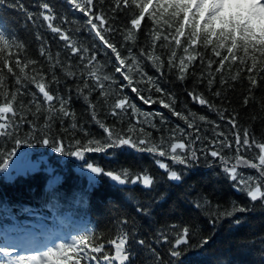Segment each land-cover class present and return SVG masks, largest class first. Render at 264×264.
Instances as JSON below:
<instances>
[{"label":"snow or ice","instance_id":"snow-or-ice-1","mask_svg":"<svg viewBox=\"0 0 264 264\" xmlns=\"http://www.w3.org/2000/svg\"><path fill=\"white\" fill-rule=\"evenodd\" d=\"M66 3L82 17L71 18L49 0H38L36 11L24 7L21 0L15 5L35 26V54L30 52L27 39L21 38L9 22L0 20V139L13 146L4 148L5 153L11 155L14 145L33 141L77 158L89 153L111 155L112 150L127 146L151 156L163 177L148 169L118 172L89 164L90 173L76 165L78 181L87 179L94 187L98 182L92 175L95 173L118 184L152 189L161 179L183 184L188 173L203 163L210 172L202 180L211 181L218 175L215 168L219 166L238 188L247 189L250 200L264 204V66L253 60L233 71L228 56L219 52L209 56L188 47L179 56L176 51L165 55L155 20L143 9L146 0ZM41 27L51 33V38L40 31ZM225 65L229 66L227 71ZM149 67L158 75L150 74L146 70ZM173 75L187 96L215 113L216 119L190 109L186 103L184 110L177 107L178 95L165 86ZM238 84L246 89L243 108L255 105L256 89H260L259 135L251 123L256 116L244 113L248 121L242 123L241 112L226 107L231 103L228 91H234ZM127 90L146 105H162L185 126L173 124L163 111L145 110ZM74 99H82L87 106L82 113L74 107ZM90 124L101 131L97 133L87 126ZM7 164L5 157L0 168ZM248 169L254 170L251 178ZM194 203L213 224L237 210L247 211L243 205L222 208L207 194L198 196ZM88 211L70 203L59 213L62 219L52 222L34 221L24 227L5 221L0 226V264H129L131 233L124 227L129 223L127 216L110 233L90 230L75 233L70 242L62 238L63 222ZM136 211L150 215L151 208L137 207ZM176 232L169 254L181 261L193 231L185 224ZM37 235L47 236L49 243L43 250L21 254L19 245L34 243ZM170 238L165 236L163 242L167 244ZM209 239L201 237V246ZM186 264L203 261L193 255Z\"/></svg>","mask_w":264,"mask_h":264},{"label":"trees","instance_id":"trees-1","mask_svg":"<svg viewBox=\"0 0 264 264\" xmlns=\"http://www.w3.org/2000/svg\"><path fill=\"white\" fill-rule=\"evenodd\" d=\"M148 1L149 0H146V3L143 4V8L147 5ZM19 2L20 0H9L8 3H4L3 0H0V18L9 22L21 38L29 41L31 45L30 52L35 54L36 41L33 36L35 26L28 19L22 21L21 17L28 18V16L23 10L15 6ZM21 2L24 7L29 10L36 11L38 8V0H21ZM49 2L52 3L58 11L68 13L67 8L69 7L63 0H49ZM105 2L109 3L110 0H105ZM189 6V0H158L152 7L151 11L148 12V14H150L155 20L156 31L160 33V43L164 46L165 55H167L168 52L176 51L179 56L184 51V46L177 45L178 34L184 27L185 12ZM205 10L204 7H201L198 11L193 12L185 26V29L187 30L185 35H187L188 38L198 30H201L202 32L201 45L197 50L192 52H203L205 55L209 56L212 55L213 52H219L222 56L226 55L229 57V63L233 71L236 68L243 67L245 64L252 63L253 60L256 61L258 66H264V38L255 37L253 35H240L236 47L233 49L231 55H228L229 49L232 47V30L229 28L223 31L225 29L223 24L220 29L215 27V17L212 16V18L201 22L200 19L203 18ZM72 18L77 19L75 16ZM25 21L27 23L30 22L27 28L23 23ZM228 25L233 28L232 24ZM40 31L44 33L46 37L51 38V33L43 27L40 28ZM184 39H186V37H184ZM215 58L216 57L213 56V59ZM228 67V65H225L226 71L228 70ZM146 70L149 71L150 74L158 75L156 70L151 67ZM187 84L188 86H191V79L187 81ZM165 86L175 91L178 95L179 100L177 101V107L180 110H184V104L186 103L190 109L216 119L215 113H212L210 110L194 103L191 98L187 96V93L184 91V86L175 81L174 75L169 76V83ZM32 88L34 91L36 90L34 86H32ZM127 91L145 110L157 112L162 111L159 107H163L162 105L151 104V106L148 107L149 105L139 101L134 93H131L130 90ZM245 92L246 89L239 84L234 91H228L231 103L226 104V107H228L229 110L236 107L241 112L242 123L248 121V116H245L244 113L256 116V119L251 123L254 132L259 135L261 132V122L258 114L261 111L259 102L261 92L259 88L256 89L255 94L257 100L255 101V105L250 104L247 108H243L241 107V100ZM206 95L210 94L206 93ZM211 98L214 100L216 99L215 97ZM73 105L78 113H82L87 107L82 99H74ZM165 110L167 112L163 111L164 114L173 124H179V121L184 123L178 117L172 115L168 109ZM87 126L93 128L97 133L101 131L96 125L90 124ZM25 144H36L39 146L45 145L39 141H33L16 144L14 145V148L17 149L19 146ZM0 145L4 146L0 147L1 164L5 157H9V155L5 153L4 148L11 149L13 146L5 142L3 139H0ZM47 146L53 147L52 145ZM63 154L70 155L66 153ZM102 154L103 153L89 154L87 163H96L95 165L102 166L104 169L118 172L142 171L144 170L142 166H146L151 171L155 170L156 173L158 172L155 165L147 156L139 157L129 155L125 157L126 160L120 158V163H108L111 159L104 158ZM247 171L250 173L248 178H251V175L254 174V170ZM209 172L210 168L207 169V166L201 163L188 173V177L183 184L175 185L172 184V182H168L166 179H161L158 182L159 186L156 197L150 202L152 204V209L155 210L150 219H147L144 215L138 214L136 209L131 204L124 201L120 194L110 190L107 186L105 188L101 187V191L95 195L97 207L95 209V215L99 219L100 229L110 233L116 228L121 218L127 216L131 224L138 229L139 233L142 235L153 231L159 224H171L174 227L173 229H175L173 236L174 239L177 234L176 230L187 224L192 229L193 236L191 244L185 246V253L189 252L188 250L190 248H192V250L193 248L196 250L210 249L211 255L216 256L225 262L227 261L230 264H264V204L261 202L253 203L250 201L245 194V191H247L246 188H238L237 186V188L243 192L236 194L232 189L228 177L219 168L215 169V172L218 175L214 176L211 181L205 182L202 179L207 177ZM38 174L39 175H36L38 176L36 179L31 176L23 180L25 181V187L28 192L40 184L39 178L45 180V175L42 173ZM159 176L163 177V175ZM103 185H109L108 180H105ZM124 193L129 196H141L143 191L137 186L125 189ZM203 194L210 196L214 203L219 204L225 209H231L234 205H243L247 211L237 210L234 214H240L241 218L246 220L245 224L234 231L231 230V226H224L219 229V225L223 219L217 221L215 224L211 223V218L194 203L196 198ZM17 195L19 197L22 195L26 197L28 194L25 190L21 189L18 191ZM166 195H168L167 198L159 204L158 201L162 200ZM203 236H210L211 239L201 246V237ZM168 248L172 249V243L168 244Z\"/></svg>","mask_w":264,"mask_h":264},{"label":"rangeland","instance_id":"rangeland-1","mask_svg":"<svg viewBox=\"0 0 264 264\" xmlns=\"http://www.w3.org/2000/svg\"><path fill=\"white\" fill-rule=\"evenodd\" d=\"M216 1H219L224 7H228V5H229V3L231 2V1H236V0H216ZM14 167H15V165H16V160H15V162H14Z\"/></svg>","mask_w":264,"mask_h":264}]
</instances>
